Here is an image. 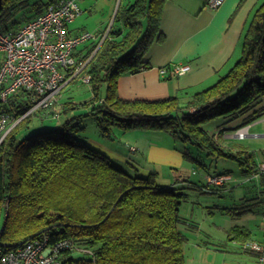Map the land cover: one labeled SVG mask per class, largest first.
<instances>
[{"label": "trees", "instance_id": "obj_1", "mask_svg": "<svg viewBox=\"0 0 264 264\" xmlns=\"http://www.w3.org/2000/svg\"><path fill=\"white\" fill-rule=\"evenodd\" d=\"M56 1L0 0V31L17 34ZM167 1H120L107 36L102 39L98 34V40L75 52L78 61L90 58L86 69L91 75V96L78 104L60 103L59 123L53 130L24 136L30 127L31 116H27L2 140V248L17 249L46 233L50 242L73 243V248L60 253L61 264H186L184 228L195 227L182 214L188 194L181 189L187 187L161 186L154 173L132 174L89 145L88 138L80 139L90 111L104 137H110L115 126L164 130L208 156L239 160L247 166L246 173L255 170L250 154L233 152L224 144L221 128L253 111L243 122L247 124L264 111V2L256 7L243 33L240 59L215 84L186 102L179 96L124 99L119 78L149 67L144 58L151 45L163 38L161 20ZM3 60L0 53V69ZM29 107L24 93L12 96L7 104L16 120ZM83 108L87 113L76 115ZM218 118L225 119L223 124L210 132L208 124ZM240 234L236 230L228 239L250 240L251 231ZM76 251L86 255L79 257Z\"/></svg>", "mask_w": 264, "mask_h": 264}, {"label": "crops", "instance_id": "obj_2", "mask_svg": "<svg viewBox=\"0 0 264 264\" xmlns=\"http://www.w3.org/2000/svg\"><path fill=\"white\" fill-rule=\"evenodd\" d=\"M82 1L85 3L86 0ZM132 1L126 0L125 3ZM99 2L100 0H91L88 4L89 7H85L86 12L83 11L70 23L69 31L72 34L90 31L103 36L112 26L120 0H107L109 9L107 15L95 23L91 21L94 17L92 8H97ZM207 2L208 0H168L165 3L161 20L163 38L154 42L147 51L144 60L149 65L148 68L134 74L122 75L119 78L121 97L130 100H158L179 96L182 102H186L194 93L212 86L231 70L242 54L243 33L254 10L264 0H225L216 9L209 8ZM95 10L97 11V9ZM88 11L90 13L86 15ZM79 17H83L81 23L83 27H72V24ZM172 63L191 64L192 68L186 74L178 77L162 75L160 68ZM71 83L76 84V82ZM76 86L78 85L76 84ZM87 90L90 91L89 85ZM58 102L59 105L64 102L62 95H60ZM261 106L263 104L257 108ZM252 113L253 111L221 128L224 130V144L230 148H235L238 152L246 149L247 155L251 152L248 151V147L235 144L232 139H240L237 134L240 129L249 128L248 131L251 132V128L261 126L264 123V120H260L255 122L257 124H253V126H246L255 120L248 121L247 124L243 123L245 118ZM263 117L264 111L256 119ZM260 132L261 130H254L253 134H248V137H261ZM144 140L146 145L150 147L148 160H159L161 164L168 163L163 162L159 157V151H167V154L174 155L169 163L180 162V154L174 152L175 149L164 148L158 143H153L149 137ZM141 141H138L137 147L139 148L130 145L129 150L131 151L132 147L140 149V146L144 144ZM88 144L105 153L111 160H119L129 164L128 166L136 170L134 172L136 174L140 172L141 175H149L157 172L154 167H147V164L142 165V160L130 159L128 155L117 152L113 146H105L102 140L89 137ZM258 153L264 160V152L258 151ZM214 174L218 173L215 172ZM157 182L161 186L176 185L171 182V179L167 183H161L158 180ZM222 240L214 239V242L188 240L187 245H185L186 264H236V261L232 260V255L235 252L230 245L223 243ZM231 242L239 245L237 240ZM241 251L246 253L240 254L244 259L242 264H263L255 254Z\"/></svg>", "mask_w": 264, "mask_h": 264}, {"label": "rangeland", "instance_id": "obj_3", "mask_svg": "<svg viewBox=\"0 0 264 264\" xmlns=\"http://www.w3.org/2000/svg\"><path fill=\"white\" fill-rule=\"evenodd\" d=\"M90 1L91 0H86L85 3H83L82 0H78L84 13L86 12L85 7H89L88 4ZM123 1L126 2V0ZM106 2L107 0H100L97 8H92L94 13V17L91 20L92 22L96 23L99 19L107 15L109 9L108 2ZM95 9H97V11ZM89 13L90 11H88L86 15ZM82 20L83 17H79L77 21L72 24V27H83L81 24ZM107 31H109V29ZM107 31L103 35H105ZM75 82L78 86L69 83L65 86L61 95L64 101H72L78 104L88 99L91 93L87 90V84L81 81ZM58 106H60L59 102L56 103L57 111L60 109ZM80 110L82 111H78L76 115L87 113L85 108ZM88 113L90 114L83 120L85 129L81 132L80 139L83 140L93 137L94 139L102 140L105 146H113L117 152L128 155L130 159L137 158V160H142V165L147 164V167H154L157 171L155 177L156 182L158 180L161 183H167L169 179H171L173 184L186 186L187 188L181 189L182 192L188 194L187 200L182 207V214L187 217L186 219H188L190 224L195 226L190 229L184 225L186 227L184 228V233L187 235L188 240L196 239L214 242V239H223L222 242L230 245L231 249L235 252L232 255V260H235L236 264L243 263L244 259L240 254L246 253L241 251V246L232 244V240L228 238L231 233L237 230L239 235H242L240 233L243 231H251L250 239L258 241L263 239L264 229L261 227L260 221L264 215V178L253 177L251 172L246 173L244 170H247V166L245 164L241 165L237 159H217L208 156L204 151L199 150L194 145L184 144L164 130L148 131L139 128L126 130L121 126H115L112 129L111 136L104 137L100 132L95 116L93 114L91 115V111ZM47 114L48 113L44 111L39 115L31 116L29 119V130L25 132L24 136L55 129L57 127L56 121L59 123L58 119L47 117ZM224 120V118H218L209 123V131L217 132L219 130L218 127L223 124ZM260 120H264V117L255 119L246 126H253V124H257L255 122ZM254 130H261L260 133L262 136L248 137V134H253ZM248 134L244 138H233L232 140L235 144L242 145V147L245 146L246 148L248 147L247 149L251 151L250 155L254 163L259 165L263 159L258 151L264 152V123H262L261 126L254 127L253 129L251 128V132L248 131ZM1 136L2 135H0V138ZM146 137H149L153 143H158L164 148L175 149L174 152L180 154V162L176 164L169 163L172 161L174 155L171 153L167 154V151H159V157L163 162L166 161L168 163L161 164L159 160H148L150 147L145 143L144 139ZM138 141L144 143L143 146H140V149L132 147L134 150L131 148L132 150L130 151V145L137 147ZM231 149L233 152H238L235 148ZM242 150L245 151V153L247 152L246 149ZM245 153L241 152L243 155ZM186 154L189 157H187ZM192 156L196 159L190 158ZM112 163L115 166L126 169V171L128 170L132 174L136 172V170L128 166L129 164L122 163L119 160H112ZM215 172L229 174L230 178L224 185L215 186L210 183L212 174ZM139 173L140 172H138V174ZM5 211L7 218L8 210L6 209ZM238 243L240 244L241 242L239 241ZM74 254L79 257L86 255L83 251H76Z\"/></svg>", "mask_w": 264, "mask_h": 264}, {"label": "built area", "instance_id": "obj_4", "mask_svg": "<svg viewBox=\"0 0 264 264\" xmlns=\"http://www.w3.org/2000/svg\"><path fill=\"white\" fill-rule=\"evenodd\" d=\"M225 0H208L211 9L219 8ZM83 10L78 0H57L48 5L43 14L26 23L17 34L0 31V53L4 55L0 69V143L23 118L46 111L58 119L56 103L62 90L71 82L88 84L91 75L86 69L90 58L78 61L76 50L83 44L100 38L97 33L83 31L72 34L69 25ZM108 34L102 36L104 39ZM191 70L190 64L172 63L160 69L166 76H182ZM24 93L30 101L29 109L16 120L7 104L12 96ZM249 128L237 134L244 138ZM134 150V149H133ZM219 175V176H217ZM253 177L264 178V160L252 172ZM228 174L212 175V184L224 185ZM264 229V215L260 221ZM241 249L253 253L264 264V243L250 239L240 243ZM73 248L67 239L50 242L48 234H40L14 250L0 246V264H61L63 250Z\"/></svg>", "mask_w": 264, "mask_h": 264}, {"label": "clouds", "instance_id": "obj_5", "mask_svg": "<svg viewBox=\"0 0 264 264\" xmlns=\"http://www.w3.org/2000/svg\"><path fill=\"white\" fill-rule=\"evenodd\" d=\"M44 112V111H43Z\"/></svg>", "mask_w": 264, "mask_h": 264}]
</instances>
